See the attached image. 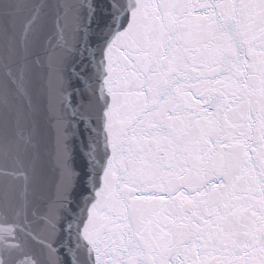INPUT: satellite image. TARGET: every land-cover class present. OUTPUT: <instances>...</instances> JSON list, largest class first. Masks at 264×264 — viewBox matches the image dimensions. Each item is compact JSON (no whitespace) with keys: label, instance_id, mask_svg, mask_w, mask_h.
I'll return each instance as SVG.
<instances>
[{"label":"snow or ice","instance_id":"snow-or-ice-1","mask_svg":"<svg viewBox=\"0 0 264 264\" xmlns=\"http://www.w3.org/2000/svg\"><path fill=\"white\" fill-rule=\"evenodd\" d=\"M0 264H264V0H0Z\"/></svg>","mask_w":264,"mask_h":264}]
</instances>
